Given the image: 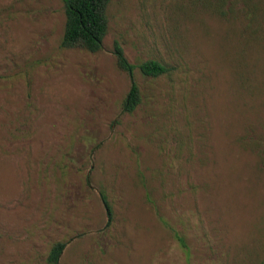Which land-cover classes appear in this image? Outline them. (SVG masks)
Listing matches in <instances>:
<instances>
[{
  "label": "rangeland",
  "instance_id": "obj_1",
  "mask_svg": "<svg viewBox=\"0 0 264 264\" xmlns=\"http://www.w3.org/2000/svg\"><path fill=\"white\" fill-rule=\"evenodd\" d=\"M108 17L90 53L62 46L64 0H0V264H264V0ZM116 42L169 72L132 78Z\"/></svg>",
  "mask_w": 264,
  "mask_h": 264
},
{
  "label": "trees",
  "instance_id": "obj_2",
  "mask_svg": "<svg viewBox=\"0 0 264 264\" xmlns=\"http://www.w3.org/2000/svg\"><path fill=\"white\" fill-rule=\"evenodd\" d=\"M113 0H64L66 25L62 46L66 49H83L90 53H98L109 32L108 9ZM115 55L121 70L132 78L137 68L146 77L158 78L169 72L164 64L149 61L139 67L134 66L127 59L123 47L115 43ZM142 103V93L135 81L124 104V111L134 113ZM105 199V197H104ZM109 224L113 220V211L105 199ZM65 243H57L49 256L51 264H58L66 249Z\"/></svg>",
  "mask_w": 264,
  "mask_h": 264
}]
</instances>
